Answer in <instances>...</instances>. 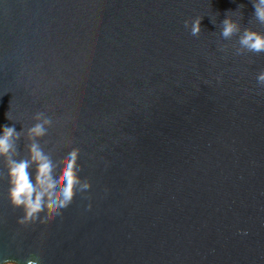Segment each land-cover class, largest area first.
Segmentation results:
<instances>
[{
  "label": "water",
  "instance_id": "obj_1",
  "mask_svg": "<svg viewBox=\"0 0 264 264\" xmlns=\"http://www.w3.org/2000/svg\"><path fill=\"white\" fill-rule=\"evenodd\" d=\"M227 16L264 33L253 0H0V131L45 112L91 183L21 226L0 161V262L264 264V53L236 55Z\"/></svg>",
  "mask_w": 264,
  "mask_h": 264
},
{
  "label": "clouds",
  "instance_id": "obj_2",
  "mask_svg": "<svg viewBox=\"0 0 264 264\" xmlns=\"http://www.w3.org/2000/svg\"><path fill=\"white\" fill-rule=\"evenodd\" d=\"M242 7V6H241ZM254 19L264 25V0H253ZM201 19L196 17L184 21V27L190 29L192 36H199L202 31ZM221 36L231 40L238 36L236 55L251 53L259 55L264 53V33L251 28L241 29L238 21L227 16L221 22ZM228 45H221V51ZM257 83L264 87V70L257 74ZM10 120V117L7 115ZM35 123L26 130L16 131L15 126H3L0 131V161L6 169L8 181L7 197L14 209L22 210L23 215L17 223L21 226L29 224H47L61 215L77 196H84L91 188L88 179L80 176L79 163L81 149L72 147L61 159L54 160V148L45 150L41 139L48 135L54 121L45 112H37L33 116ZM24 138L26 155H21L19 142ZM66 145L73 142L67 140ZM91 205H89V208ZM0 264H19L13 259H4ZM25 264H40V257L26 259Z\"/></svg>",
  "mask_w": 264,
  "mask_h": 264
}]
</instances>
